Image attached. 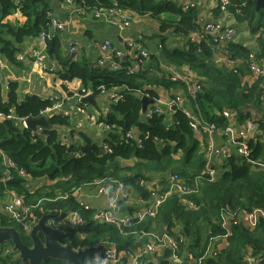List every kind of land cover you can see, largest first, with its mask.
<instances>
[{
	"label": "trees",
	"instance_id": "16d2710c",
	"mask_svg": "<svg viewBox=\"0 0 264 264\" xmlns=\"http://www.w3.org/2000/svg\"><path fill=\"white\" fill-rule=\"evenodd\" d=\"M244 0H235L239 5ZM77 5L86 3L90 7L118 5L138 12L141 15L150 14L157 18L160 30H172V34L181 37L180 46L165 45L162 39L161 51L171 61L187 64L194 72L195 81L201 84L197 98L192 99V109L195 114H201L206 120L216 122L220 126L228 123L223 116V109L232 110L239 124H247L255 120L257 129L255 137L248 141L251 150L250 158L264 160V77L256 78L246 62L233 68L226 63H217L215 52L206 40L193 41L190 35L200 29L194 10L184 9L173 2H158L157 0H75ZM231 11L238 15L240 21H246L258 35V49L238 45L234 41L226 44L222 52H227L231 58L248 59L251 51H256L258 60L264 56V11L256 9L255 0H247L241 12L237 6H231ZM20 10L27 20L23 25L4 22V18ZM178 15L179 19L163 18V14ZM51 8L48 0H0V51L14 63L20 64L19 55L24 51L23 44L30 38H35L42 31H50ZM210 37V36H209ZM47 53L56 55L63 65L60 76L64 81L81 79L86 90L91 89L97 97L103 94L101 86L106 91L119 92L122 97L113 100L108 105V112L102 114L99 122L111 126L104 135L97 137L89 129H80L69 115L56 112L49 116L50 127L37 136L31 128H27L18 119L21 117L38 118L56 103V99H44L39 95H26L20 101L18 84L9 82L8 100H4L3 86L0 83V149L5 151L21 169H24L36 181L44 180V185L32 191L27 187L28 180L15 172L14 177L2 182L3 165L0 156V220L2 226L16 227L23 242L33 245V240L24 231L21 224L2 214L1 205L8 197V191L13 190L23 195L26 202L33 206L32 218L38 221L46 214L62 216L72 209L79 208L76 195L72 194L74 187H79L100 178L113 176L127 184H132L134 198L144 195L151 196L148 186H141L140 179L152 181L153 177L145 174L143 166H151L150 172H158L161 184L168 187L170 172L178 173L191 186L197 185L198 192L189 195L195 206L184 203L176 194L171 195L160 207L159 213L153 218L142 222L131 220V226L126 227L133 235H123L110 223H98L91 216L96 210L82 208L87 220L76 227L60 225L62 234L57 240L63 244H71L81 249L100 246L106 241L116 242L121 249L136 250L142 231H167L180 242L181 256L186 250L197 258L207 253L202 264H248L245 254L251 249L256 257L264 249V218L258 225L250 229L242 224H232L231 233H226L222 226L223 209L232 212L251 210L264 206V167L256 166L238 155L236 152L226 160L223 172L218 178L209 179L205 174V157L201 152L198 133L189 125V117L182 108L173 114L169 124L167 113L143 118L142 92L157 99V92L151 87L143 86V79L158 74H149L147 70L128 75L110 67H101L96 61L85 56L72 60L62 56V36L54 32L47 39ZM154 58V57H153ZM23 65V64H22ZM153 65L162 68L153 62ZM166 79L164 73L159 76ZM251 77L252 81L247 80ZM67 89V87L65 86ZM146 89V91H144ZM86 93V91L84 92ZM96 99V98H95ZM84 105V102H80ZM15 113L17 118H9L7 114ZM70 129V130H69ZM134 129L139 130V139L127 138L126 134ZM78 134V138L74 135ZM63 136L70 139L63 143ZM105 146L108 149H105ZM80 151V155L76 153ZM180 158L177 159V156ZM123 159H136L133 167H122ZM126 170L130 174L125 173ZM199 176H203L199 179ZM33 181V182H34ZM136 191V192H135ZM69 194L66 198L65 195ZM210 230V231H209ZM41 237L43 234L39 233ZM211 244V245H210ZM13 242L6 241L0 246V264H31L25 261L18 251H13ZM210 245V249L208 247ZM169 251L166 255H169ZM37 264H70L68 261L56 258L40 260ZM149 264H173L169 260Z\"/></svg>",
	"mask_w": 264,
	"mask_h": 264
},
{
	"label": "built area",
	"instance_id": "2783aa9c",
	"mask_svg": "<svg viewBox=\"0 0 264 264\" xmlns=\"http://www.w3.org/2000/svg\"><path fill=\"white\" fill-rule=\"evenodd\" d=\"M64 3L65 9L68 11L69 16L83 15L86 13H91L94 18L117 25L119 27H129L132 24V14L135 12L132 9L120 7L118 5L114 6H104V7H90L86 6V3L77 5L75 0H61ZM114 3H117L118 0H113ZM217 6L227 11L231 6H237V11L241 12L244 6L247 4V0L242 1L239 5L235 3V0H216ZM190 6H187V8ZM65 28V24L59 21L57 18L52 17L50 22V31H42L39 35L43 41L45 47H47V39L54 32H61ZM237 33V29L234 26H223L220 24L209 23L196 29L190 35V40L199 41L206 40L212 46L215 52V60L217 63H226L229 67L233 68L238 66L240 63L246 62L249 65L250 71L253 75L258 77H264V59L260 62L258 60L257 52L251 51L248 55V59H242L237 56L231 58L227 52H222L226 44L234 41ZM259 34H257L258 36ZM210 36V37H209ZM257 45V44H256ZM256 45L254 47H256ZM162 45H160L161 47ZM254 49V48H251ZM136 50V53L131 55L132 51ZM68 51L72 60H77L78 53L80 51V46L77 41L68 42ZM154 54L151 53L143 44L137 42H131L128 47L125 49L123 47H115L111 39H104L100 44V56L95 60L96 64L101 67H110L111 69L119 72H126L128 75L134 74L138 71L147 70L149 74H158L163 73L162 70L158 71V68L155 67L152 63ZM48 54L45 52L35 50L31 53H22L19 55V60L21 62H27L32 66L39 65L44 70L49 69L48 64ZM162 69L163 67L160 66ZM164 70V69H163ZM168 79L172 82H184L190 92L191 100L197 98L198 91H201V84L195 81V74L191 71L190 67L186 68V74H168ZM9 84V83H8ZM147 88H151V85H146ZM9 88V86H8ZM153 88V87H152ZM103 93L106 92V89L101 86ZM142 95H147L141 90ZM146 91V89L144 90ZM109 97L113 100H117L122 97V94L119 92L111 91L109 92ZM88 95V94H86ZM81 97L78 98V103L82 102ZM183 102L182 96L180 94H175L171 97L166 105L173 114L177 109L181 108ZM80 105V104H79ZM62 108V110H61ZM45 112L53 115L56 112L69 115L70 113L63 108L62 103H55L53 107L48 108ZM44 112V113H45ZM108 112V108L104 113ZM164 110L158 104H152L148 107L146 112H143V118L148 120L153 117L155 114L163 113ZM189 117V125L193 131H204L210 135L221 133L226 135L232 143L236 144L235 152L241 157L248 159L250 163L256 166L264 167V160L255 161L250 158L251 150L248 147V141L255 137V131L257 129V124L255 120L249 121L247 124H239L237 121L236 114L228 109L224 108L222 113L223 116L227 119L228 123L226 125L220 126L216 122L206 120L201 114H195L188 111H185ZM43 113V114H44ZM4 114L0 112V117ZM9 118H17L14 111L7 114ZM71 118V116H70ZM100 117H93L91 114L86 115V119L93 121L98 124L101 123L105 127L104 129L108 130L111 126L99 122ZM28 118L21 117L18 120L23 123L27 128L26 123ZM72 119V118H71ZM73 122V120H72ZM44 126H38L37 129L33 130L37 136H40L45 131ZM70 130V129H69ZM127 138H135L132 131L126 134ZM74 138H78V134L74 135ZM138 141L140 139L138 138ZM70 139L66 136H63V143H69ZM105 149L111 151L108 146H105ZM80 151L76 155H80ZM234 153V152H233ZM232 155L230 150L224 151L223 156L219 158V167L220 170L210 164L205 166L204 176L209 179L218 178L223 172V165L226 163V160ZM0 156L2 159L3 165V176L2 182L6 183L7 180H10L14 177L15 172L23 179V181L28 180L27 187L30 188L34 179L28 174L24 169H21L17 166V163L3 150L0 149ZM203 176H199L201 179ZM168 187L165 188L161 184V179L148 181L145 178L140 179L141 186H148L151 189V196L146 199L144 195H138L137 198L143 205L142 207L134 210L129 218H125L121 215V203L128 202L134 199L133 189L131 186H128L123 180L117 177L108 176L106 178H100L94 182H89L79 187H74L72 189V194L81 195L85 187H95L97 186V192L102 193L104 188L108 185L112 189V197L110 198L108 204L105 207L96 209L92 213V220L98 223H110L114 225L118 231L123 235L131 234L135 232H128L125 230L126 227L131 226V220H136L137 222H142L147 218L155 217L160 210L162 204L173 194L180 196L184 203H188L190 206H195L194 202L189 199V195L197 193V185L191 186L184 178H182L176 172H170L168 175ZM8 197L2 202V211L12 220L21 224L24 231L30 234L33 226L37 223L32 218V209L33 206L26 202V199L23 195L16 193L13 190L8 191ZM69 194L67 193L65 197L67 198ZM79 203V208L72 209L67 212L64 216L60 214H53V218L49 220V224L60 229V225H67L76 227L79 224L85 223L87 220L82 208L84 211L94 209L90 204L86 203L81 199H77ZM229 208V207H228ZM223 209L222 215V226L226 230V233L220 237H227L231 233L232 224H242L250 229L255 228L259 221L264 218V206L254 207L251 210L241 209L239 212H232L230 209ZM140 236L146 237V242L142 246H137L135 251L131 249H121L116 242L106 241L103 243V250L101 255L93 262V264H149L152 260L155 261L156 256L159 253H163L165 260H169L173 264H202L207 253L205 255L197 258L192 252L186 250L181 256L179 252L180 242L182 239L178 240L171 233L164 231L159 232L156 230L142 231ZM211 245V244H210ZM210 245L208 250L210 249ZM77 249V248H75ZM169 251V255H166V252ZM248 264H264V249L256 257L252 256V251L245 254ZM156 262V261H155Z\"/></svg>",
	"mask_w": 264,
	"mask_h": 264
},
{
	"label": "crops",
	"instance_id": "0c3cea01",
	"mask_svg": "<svg viewBox=\"0 0 264 264\" xmlns=\"http://www.w3.org/2000/svg\"><path fill=\"white\" fill-rule=\"evenodd\" d=\"M20 2L21 0H16ZM158 2H173L179 7L188 9L187 6H191L194 10L199 28L203 25L214 23L223 26H234L237 29V33L234 42L240 46L247 48L258 49V36L256 32H253L252 27L246 21H240L237 14L231 11V9L224 11L220 9L216 0H157ZM51 8V17L57 18L59 21L65 24L63 31L59 32L62 36V56L69 57L68 42L77 41L80 46L78 58L85 56L91 60H96L100 56V44L104 39H111L114 46L124 49L129 46L133 41L141 43L151 53L154 54L152 63L163 67L161 69L168 79V74H186L187 64H178L171 61L164 56L161 51V42L159 37L160 21L154 18L150 14L141 15L138 12H133L132 24L129 27H119L93 17L91 13L83 15L69 16L68 11L64 7V3L61 0H48ZM163 18L179 19L178 15L163 14ZM27 17L17 10L15 13L10 14L4 18V22H11L14 25H23ZM162 34L164 32L161 31ZM164 37V36H163ZM170 39L165 41V45L169 44L171 48L174 46H180L182 44L181 37L178 35H170ZM166 38V37H165ZM257 44V45H256ZM256 45V47H254ZM23 53H31L35 50H39L47 53V47H45L41 38L35 37L26 40L23 44ZM136 53L133 50L131 55ZM49 57V56H48ZM264 59V56L261 55ZM20 61V60H19ZM21 62V61H20ZM23 64V65H22ZM49 69L44 70L39 65L32 66L27 62H21L20 64L12 62L5 53L0 51V83L3 86L4 100H8V83L13 82L18 84V97L22 101L25 96L39 95L40 97L54 98L57 103H62L64 110L70 113L73 123L80 129H92L96 131V136L101 137L104 135L106 129L101 123H94L86 119L87 114H91L96 117V112L99 110L91 109L89 104H96V100L99 96H102L103 104H106L109 100L108 91L98 95L96 99L91 100L89 103L79 105L78 98L82 95L93 93L91 89L86 90V86L81 79H74L72 81H64L60 72L63 69V65L59 61L56 55L48 58ZM157 76H150L147 79H143V86L151 85L157 92L156 104L161 106L167 113V120L169 124L173 121V112L169 110L166 103L175 94L182 96L183 102L181 108L185 111L193 112L191 95L187 85L184 82H178L177 85L171 81L160 78ZM252 81L251 77L246 78ZM67 87V89L65 88ZM86 91V93H84ZM105 96V97H104ZM109 105V104H108ZM106 105L104 109L108 106ZM62 110V108H61ZM46 128V127H45ZM103 132V134L101 133ZM133 134L135 138L139 137V130L134 129ZM198 139L201 143V152L205 157L206 165L210 164L220 170L219 158L223 156L224 151L230 150L232 153L236 150V144L232 143L230 139L221 133L210 135L204 131H198ZM180 155L177 156V159ZM137 163L136 159H123L121 161L122 167H133ZM145 163L144 165H146ZM151 166H147L143 169L146 175L153 177V179H161V174L158 172H150ZM127 174H130L129 170H126ZM32 191L39 186L44 185V180L37 179L33 182ZM128 186H134L127 184ZM97 186L85 187L81 195L77 196V199H81L90 204L95 209L105 207L110 198L112 197V189L107 185L102 193L97 192ZM136 192V191H135ZM121 215L125 218H129L132 212L143 205L138 198H134L128 202L121 203ZM2 210V205H1ZM210 231V230H209ZM165 260L163 253H159L155 261L162 262Z\"/></svg>",
	"mask_w": 264,
	"mask_h": 264
},
{
	"label": "water",
	"instance_id": "95a60500",
	"mask_svg": "<svg viewBox=\"0 0 264 264\" xmlns=\"http://www.w3.org/2000/svg\"><path fill=\"white\" fill-rule=\"evenodd\" d=\"M256 9L264 11V0H255ZM96 97L93 93L84 95L81 101L89 103ZM143 103V112H146L149 106L155 104L156 100L144 95L141 97ZM50 114L45 112L38 118H29L26 123L29 128L35 130L38 126L50 127ZM53 218V214H46L41 217L33 226L30 236L33 245L28 246L21 238V234L16 227L2 226L0 220V246L6 241L13 242V251H18L20 256L31 264H37L40 260H48L56 258L68 261L70 264H93L103 250V244L100 246H91L81 249H75L71 244L63 245L58 240L62 231L54 228L49 224V220ZM43 234V237L39 233Z\"/></svg>",
	"mask_w": 264,
	"mask_h": 264
},
{
	"label": "rangeland",
	"instance_id": "374dc122",
	"mask_svg": "<svg viewBox=\"0 0 264 264\" xmlns=\"http://www.w3.org/2000/svg\"><path fill=\"white\" fill-rule=\"evenodd\" d=\"M132 16H133V14H132ZM160 29V28H159ZM172 34V30H168V31H166V32H164V34H162L161 33V31L159 32V35L160 36H158L159 37V39H160V41H162V39L163 38H165L166 37V41L167 40H169L171 37H170V35ZM176 34H173V36H175ZM164 36V37H163ZM167 80H169V79H167ZM170 81V80H169ZM172 82V81H171ZM173 84H175V85H177L178 84V82H172ZM102 96L103 95H101V96H99L98 98H97V100H96V104H89L88 105V107L89 108H91V109H97V110H99L98 112H96V115L98 116V117H100L102 114H105L104 113V111L108 108V106L104 109V107L106 106V105H108L110 102H111V100H109L106 104H103V100H101L102 99ZM105 97V96H104ZM89 131L90 132H92V133H94V134H96V131L94 132L92 129H89ZM102 134H103V132H101ZM143 166V168H146L147 166L146 165H142ZM33 185H34V183H32V187H33ZM0 203H1V201H0ZM122 206V205H121ZM2 212V214H5L3 211H1ZM6 215V214H5ZM61 230V229H60ZM139 241V246H142L145 242H146V237H144V236H140L139 237V239H138ZM6 243V242H5ZM4 244V243H3ZM2 244V245H3ZM101 253H102V251H101ZM101 253H100V255H101ZM99 255V256H100Z\"/></svg>",
	"mask_w": 264,
	"mask_h": 264
}]
</instances>
